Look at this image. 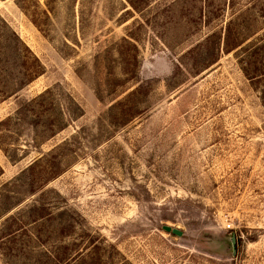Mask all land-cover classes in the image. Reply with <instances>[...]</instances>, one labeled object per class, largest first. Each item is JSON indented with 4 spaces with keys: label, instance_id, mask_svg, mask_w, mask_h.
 <instances>
[{
    "label": "rangeland",
    "instance_id": "1",
    "mask_svg": "<svg viewBox=\"0 0 264 264\" xmlns=\"http://www.w3.org/2000/svg\"><path fill=\"white\" fill-rule=\"evenodd\" d=\"M56 255L264 264V0H0V264Z\"/></svg>",
    "mask_w": 264,
    "mask_h": 264
},
{
    "label": "water",
    "instance_id": "2",
    "mask_svg": "<svg viewBox=\"0 0 264 264\" xmlns=\"http://www.w3.org/2000/svg\"><path fill=\"white\" fill-rule=\"evenodd\" d=\"M162 230L165 231V232H168V233H172L178 237L182 236V231L179 230L178 228H173L169 225H162ZM230 242H231V245H232V248L234 250V242H235V237L233 236L231 239H230Z\"/></svg>",
    "mask_w": 264,
    "mask_h": 264
},
{
    "label": "trees",
    "instance_id": "3",
    "mask_svg": "<svg viewBox=\"0 0 264 264\" xmlns=\"http://www.w3.org/2000/svg\"><path fill=\"white\" fill-rule=\"evenodd\" d=\"M215 59H212V60H210V62H213ZM127 98H129V96H127L126 97V99ZM122 102L123 101H120V100H118L115 104H113L112 106H111V108H112V110L113 109H115V108H117L118 106H122ZM133 113V112H132ZM132 115V114H131ZM54 174V176L57 174V172L56 173H53ZM55 262L57 263V264H66V261H65V259L64 260H60V258L56 255L55 256Z\"/></svg>",
    "mask_w": 264,
    "mask_h": 264
}]
</instances>
